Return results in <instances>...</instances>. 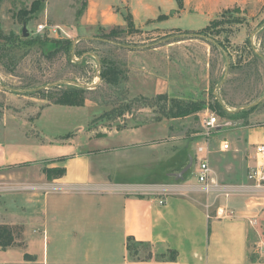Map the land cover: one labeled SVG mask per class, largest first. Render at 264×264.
<instances>
[{
	"label": "rangeland",
	"instance_id": "obj_1",
	"mask_svg": "<svg viewBox=\"0 0 264 264\" xmlns=\"http://www.w3.org/2000/svg\"><path fill=\"white\" fill-rule=\"evenodd\" d=\"M113 1L122 7V0ZM86 9L87 0H0V142L34 139V121L44 108L61 105L63 95L83 88L84 100L97 104L84 112L88 121H104V127L120 128L122 124L160 120L146 130L159 133L157 148L135 146L131 153L135 161L130 166V160L118 158L124 166L112 171V184L175 183L172 175L188 166L191 158L193 165L181 182H197V148L205 144L201 116L210 111L220 118L222 129L206 142L218 150L225 140L232 148L211 155L214 178L219 184L240 185L234 174L237 170L243 173L244 168H237L232 158L235 142L244 127L264 125V0H251L224 11L207 27L201 17L188 15L175 20L181 32L148 35L129 28V15L125 29L91 26L84 23ZM24 27L28 38L23 36ZM130 57L137 59L131 61ZM129 66L134 74H150L147 87L140 81L130 86ZM114 70L115 75L102 78V71L108 74ZM155 74L165 77L169 95L142 96L152 90ZM99 85L94 94L91 88ZM188 105L194 108L189 116H170L171 110ZM59 114L58 119L70 125L77 122L73 115L66 118ZM15 176L10 170L0 172V228L7 229H0V238L6 232L16 246V240L28 245L34 237L36 245L30 248L39 260L43 263L45 250L46 263L60 264L56 258L61 259V243L52 239L48 244L46 239L44 244L42 230L33 233L22 223L11 225L13 218L5 208L29 217L27 223H31L33 216L23 208L28 209L22 200L25 195L33 192L56 197L64 191L17 183ZM210 197L211 202L219 199ZM43 202L44 198L37 205L40 215ZM35 263L40 264L28 257L24 264Z\"/></svg>",
	"mask_w": 264,
	"mask_h": 264
},
{
	"label": "crops",
	"instance_id": "obj_2",
	"mask_svg": "<svg viewBox=\"0 0 264 264\" xmlns=\"http://www.w3.org/2000/svg\"><path fill=\"white\" fill-rule=\"evenodd\" d=\"M250 1L122 0L121 7L113 0H87L83 19L91 26L125 29L129 15L134 29L146 35L155 31L181 32L175 23L181 16L201 17L207 27L215 16ZM136 59L130 57L131 61ZM128 75L130 86L135 81L148 86L150 74H134L131 69ZM154 76L152 90L142 96L169 95L165 77ZM100 88L91 90L96 94ZM95 104L86 99L83 106H46L34 121L37 137L25 142H0V172L13 171L17 183L64 191L56 197L48 193L41 197L33 192L25 195L22 200L28 209L23 208L33 216L31 223H27L29 217L22 218L5 208L13 218L11 225L22 223L33 233L42 230L44 244L46 239L48 244L52 239L61 243V259L56 258L60 264H264V254L259 249L264 242V191L228 199L219 197L217 202H211L210 196L199 195L197 182L186 184L175 179V183L146 186L112 184V171L124 166L118 158L130 160V166L135 146L157 148L159 133L146 130L160 120L104 127V121L85 118L84 112ZM58 111L66 118L75 116L77 122L70 125L58 119ZM242 134L235 142L232 158L237 168H244L243 173L237 170L234 174L236 181L244 184L255 147L264 145V125L246 126ZM42 168H63L66 173L62 178L48 180ZM157 187L165 190L157 193ZM136 188L141 191H134ZM42 198L44 211L40 215L37 205ZM130 238L148 245L151 258L134 259L127 249ZM16 242V246L0 249V264H24L28 257L49 264L45 250L42 263L30 248L36 245L34 237L28 245Z\"/></svg>",
	"mask_w": 264,
	"mask_h": 264
},
{
	"label": "built area",
	"instance_id": "obj_3",
	"mask_svg": "<svg viewBox=\"0 0 264 264\" xmlns=\"http://www.w3.org/2000/svg\"><path fill=\"white\" fill-rule=\"evenodd\" d=\"M43 28V27H40ZM201 128L203 130V139L205 144L197 148L198 176L197 183L200 192L207 197L216 195V197L230 198L237 194H253L264 191V145L255 147L254 154L248 166L246 180L247 182L240 185H223L219 184L214 178V171L210 164V157L215 152H226L230 150V144L227 141H221L218 150L211 149L209 141L211 135L219 132L221 128L220 118L210 111H206L201 116ZM157 193H162L165 189L157 187ZM134 191H141L136 188ZM161 204L163 201L160 202ZM260 251L264 254V242L259 246Z\"/></svg>",
	"mask_w": 264,
	"mask_h": 264
},
{
	"label": "trees",
	"instance_id": "obj_4",
	"mask_svg": "<svg viewBox=\"0 0 264 264\" xmlns=\"http://www.w3.org/2000/svg\"><path fill=\"white\" fill-rule=\"evenodd\" d=\"M129 28L133 29V24L132 21L130 19L129 21ZM139 32V31H137ZM141 32V31H140ZM116 71H112L111 73H104L102 71L101 75L102 78L105 80L106 78L111 77L112 75H115ZM118 80L113 79L114 83H117ZM83 93H84V89L83 88H76V89H71L70 93L68 94L69 96H65L63 95V99L61 101V105H65V106H83L85 103V100L83 98ZM161 97H164V95H162ZM194 108H192V105H188L186 106H179L178 108H176L175 110H171V117L172 118H180V117H187L191 114V110H193ZM230 117H232L231 115H229ZM44 173L46 174V176L48 177V179L52 180V179H59L62 178L66 171L63 168H45L44 169ZM52 178V179H51ZM3 229L2 231H7L6 228H0ZM6 233V232H5ZM4 233L5 236L1 235L0 238V249H7L13 246V239L12 237H7V235ZM136 246H140V247H146L148 249L147 252L144 251H140L139 248H137ZM127 249L128 252L130 253V255L136 259V260H148L151 258L152 253H151V249L148 245H143L140 243H137L136 241H134L133 239H129L128 243H127ZM38 264V263H35Z\"/></svg>",
	"mask_w": 264,
	"mask_h": 264
},
{
	"label": "water",
	"instance_id": "obj_5",
	"mask_svg": "<svg viewBox=\"0 0 264 264\" xmlns=\"http://www.w3.org/2000/svg\"><path fill=\"white\" fill-rule=\"evenodd\" d=\"M23 36L25 38H28L29 34L27 32V28L24 27L23 28ZM80 86V85H79ZM83 87V86H81ZM193 165V159H190V163L188 166H186L181 172L177 173V174H173L172 176L176 179V180H183L184 179V174L192 167Z\"/></svg>",
	"mask_w": 264,
	"mask_h": 264
}]
</instances>
